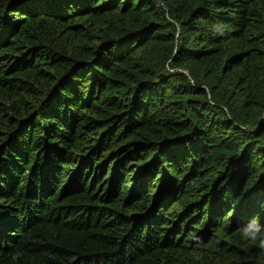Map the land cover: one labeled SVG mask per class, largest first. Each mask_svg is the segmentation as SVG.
I'll use <instances>...</instances> for the list:
<instances>
[{
  "label": "trees",
  "instance_id": "1",
  "mask_svg": "<svg viewBox=\"0 0 264 264\" xmlns=\"http://www.w3.org/2000/svg\"><path fill=\"white\" fill-rule=\"evenodd\" d=\"M258 227L264 0H0V264H264Z\"/></svg>",
  "mask_w": 264,
  "mask_h": 264
},
{
  "label": "clouds",
  "instance_id": "2",
  "mask_svg": "<svg viewBox=\"0 0 264 264\" xmlns=\"http://www.w3.org/2000/svg\"><path fill=\"white\" fill-rule=\"evenodd\" d=\"M244 235H247L246 231L244 232ZM252 238L259 239L261 243L264 244V232H261L259 227L257 228V235Z\"/></svg>",
  "mask_w": 264,
  "mask_h": 264
},
{
  "label": "built area",
  "instance_id": "3",
  "mask_svg": "<svg viewBox=\"0 0 264 264\" xmlns=\"http://www.w3.org/2000/svg\"><path fill=\"white\" fill-rule=\"evenodd\" d=\"M160 4H162V5H163V3H160Z\"/></svg>",
  "mask_w": 264,
  "mask_h": 264
}]
</instances>
